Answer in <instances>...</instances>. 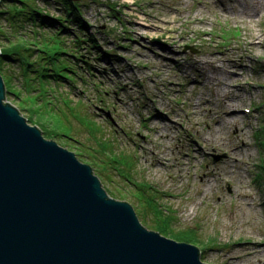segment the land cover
Listing matches in <instances>:
<instances>
[{"label": "rangeland", "instance_id": "374dc122", "mask_svg": "<svg viewBox=\"0 0 264 264\" xmlns=\"http://www.w3.org/2000/svg\"><path fill=\"white\" fill-rule=\"evenodd\" d=\"M28 1L70 30L0 14V47L34 61L24 82L6 60L19 96L5 101L147 228L193 230L208 264H264V0H73L85 29L55 0Z\"/></svg>", "mask_w": 264, "mask_h": 264}, {"label": "water", "instance_id": "95a60500", "mask_svg": "<svg viewBox=\"0 0 264 264\" xmlns=\"http://www.w3.org/2000/svg\"><path fill=\"white\" fill-rule=\"evenodd\" d=\"M5 98L0 70V264H208L196 244L147 228Z\"/></svg>", "mask_w": 264, "mask_h": 264}, {"label": "trees", "instance_id": "16d2710c", "mask_svg": "<svg viewBox=\"0 0 264 264\" xmlns=\"http://www.w3.org/2000/svg\"><path fill=\"white\" fill-rule=\"evenodd\" d=\"M55 2H58L63 5V10L66 12V16L69 18L68 23H78V27L80 29H85L86 27V21L84 20V17H82V8L78 10L77 3L73 0H55ZM30 6V7H28ZM7 14L5 17L11 22H19V21H29L31 24L34 25H40L39 22H41V25H45V28L53 27V25H57L58 28L61 30H66L69 32L70 28L67 25V22H65L64 19L61 17H55L53 15H48L46 13H43L41 9H38L34 6H31L28 0H15L14 2L8 4L7 10H0V14ZM57 20L58 23H55ZM73 21V22H72ZM65 23V24H64ZM83 26V27H82ZM60 32V31H59ZM58 31L54 32L51 29V34L46 36L44 39L40 38L39 41H36V43H33L37 46V48L33 49V52L29 54L30 57L34 56V51L39 50L45 54L48 53V47L49 44L56 43L58 40V37L56 34H59ZM72 32V30H71ZM82 40V39H79ZM27 44H30V42H27ZM18 45V44H17ZM15 44H10L5 47L1 48V54H0V70L5 80L6 85V93L7 92H13L14 94L18 95L17 91L14 90V82L12 81V78L14 75L8 74L3 71L4 65L7 64L6 60H10L13 62H17L20 65V68L22 70V79L24 82L29 81L28 78L32 79L31 71L33 66V60L26 59V55H23L22 52H17V47ZM29 50V47L26 48ZM32 55V56H31ZM44 57H42L43 59ZM43 83V82H42ZM7 96V95H6ZM19 96V95H18ZM164 219V218H163ZM162 219V220H163ZM177 235L180 237V239L196 242L198 241V235L193 230H180Z\"/></svg>", "mask_w": 264, "mask_h": 264}, {"label": "bare ground", "instance_id": "6f19581e", "mask_svg": "<svg viewBox=\"0 0 264 264\" xmlns=\"http://www.w3.org/2000/svg\"><path fill=\"white\" fill-rule=\"evenodd\" d=\"M240 3V2H239ZM241 5H242V3H240ZM248 8H250V6L248 7ZM224 9H226V8H224ZM248 11L249 12H247L246 10H245V13H246V15L247 16H249L250 18H253L259 11H256L255 9H248ZM244 12V11H243ZM242 13V12H241ZM233 111H235V110H233Z\"/></svg>", "mask_w": 264, "mask_h": 264}]
</instances>
